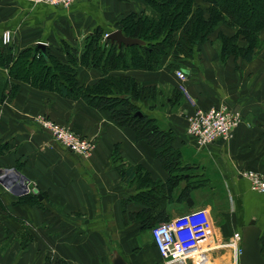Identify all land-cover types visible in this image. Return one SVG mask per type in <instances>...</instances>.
<instances>
[{
    "label": "crops",
    "instance_id": "crops-1",
    "mask_svg": "<svg viewBox=\"0 0 264 264\" xmlns=\"http://www.w3.org/2000/svg\"><path fill=\"white\" fill-rule=\"evenodd\" d=\"M145 9L141 0H81L69 8L0 0V37L12 33L8 50L14 56L45 44L50 55L61 58L63 42L80 48L94 32L104 36L119 30L123 16ZM219 34L231 37L235 31L222 25L191 57L176 60L170 54L157 71L110 73L160 92L151 109L136 104L173 134L168 149L175 154V169L164 167L147 141L117 126L108 112L9 81L8 69L0 68V82L19 87L14 97L8 88L0 101V145L5 148L0 170L9 186L0 184V264H112L113 253L127 264H162L150 226L199 209L212 222L200 244L208 264H238L242 229L251 220L261 230L264 257V196L241 176L246 170L264 173V45L252 62L232 55L222 59L215 45ZM238 45L247 43L240 38ZM178 70L185 81L176 77ZM100 77L98 70L78 68L80 85ZM212 107L238 112L241 123L230 138L199 147L187 134V119L194 108ZM42 116L90 139L94 148L86 156L69 152L42 129L36 121ZM19 176L31 189L23 196L10 190ZM174 176L180 183L170 184ZM220 187L228 198H220Z\"/></svg>",
    "mask_w": 264,
    "mask_h": 264
},
{
    "label": "trees",
    "instance_id": "trees-1",
    "mask_svg": "<svg viewBox=\"0 0 264 264\" xmlns=\"http://www.w3.org/2000/svg\"><path fill=\"white\" fill-rule=\"evenodd\" d=\"M145 2L151 14L142 12L137 18L130 15L121 22L119 29L124 36L139 39L145 44L118 49L115 44L111 45L102 40L103 35L97 31L83 42L80 55L76 48L65 45L69 47L66 57L68 63L62 65L56 60L59 63L57 64L59 67L56 68L59 70L56 93L63 98L82 100L98 112H108L117 126L128 127L135 133L137 140L147 141L156 150L161 161H164V167L174 168L175 154L168 149L173 134L160 129L157 121L147 116L136 104L139 102L151 109L156 105L160 92L155 87L139 85L129 76L111 75V71L130 69L157 71L168 53L176 60L191 57L194 48L204 43L222 25L234 29L235 34L231 37L219 34L220 44L217 48L221 58L225 59L232 55L237 59L252 62L263 46L260 34L264 30V0H145ZM176 34L178 36L175 39ZM240 38L247 43L246 47L238 45ZM0 46V68L8 69L9 81H20L42 91L47 89L51 92L54 89L51 86L57 80L53 78L54 76L48 75L50 70L48 66H44V62L46 64L54 59L48 51L46 55L41 53L38 55L27 49L14 56L8 50V46ZM40 60L44 61L43 68L38 67ZM79 67L98 70L101 74L98 82L80 85L77 79ZM8 83L0 82V101L8 94ZM10 85L13 87V83ZM15 88L16 86L13 87L14 90ZM9 95L14 97L12 91ZM174 96L179 97L176 94ZM4 149V146L0 145L1 157ZM172 181L170 179V184ZM163 221L153 223L150 229Z\"/></svg>",
    "mask_w": 264,
    "mask_h": 264
},
{
    "label": "built area",
    "instance_id": "built-area-1",
    "mask_svg": "<svg viewBox=\"0 0 264 264\" xmlns=\"http://www.w3.org/2000/svg\"><path fill=\"white\" fill-rule=\"evenodd\" d=\"M32 4H43L61 8H69L81 0H28ZM108 34L103 36L104 39ZM1 44L9 46L12 40L10 32L2 33ZM180 81L187 79L182 70L175 73ZM36 121L42 129L47 130L55 142L60 144L69 152L78 156H86L94 148L95 144L88 138L76 135L68 128L57 124L52 120L37 118ZM239 113L226 107H212L208 110L194 108L193 113L187 119V134L199 147L210 145L218 139L230 138L232 132L240 125ZM250 185V189L264 196V173L246 170L241 172ZM4 177V175H2ZM31 189L28 188V192ZM33 192L34 189L32 190ZM212 228L211 219L204 209L190 211L175 219L161 222L149 231L153 246L157 250L165 264H186L193 260L195 264H208L206 253L200 244L208 236ZM234 239L240 241V235L236 234ZM238 255L240 250H237ZM236 252V253H237Z\"/></svg>",
    "mask_w": 264,
    "mask_h": 264
},
{
    "label": "water",
    "instance_id": "water-1",
    "mask_svg": "<svg viewBox=\"0 0 264 264\" xmlns=\"http://www.w3.org/2000/svg\"><path fill=\"white\" fill-rule=\"evenodd\" d=\"M106 43L109 42L111 45L115 44L117 48L123 47L128 48L132 46H143L145 43L139 39H134L126 37L123 35L121 30H116L111 32L107 39ZM40 52L43 55L47 54L45 44H37L33 50V53ZM13 171V170H11ZM14 172V171H13ZM12 172V173H13ZM2 170H0V184L9 189L8 184L3 181ZM20 182L17 184L14 189H10L12 193L17 196H23L28 193L29 182L26 178L19 176ZM40 199V198H39ZM261 230L256 225L255 220H251L247 226L242 229L241 233V242H240V252L238 255V264H264V257L261 255V247L259 244ZM112 264H127L126 261L118 254L113 253L111 256Z\"/></svg>",
    "mask_w": 264,
    "mask_h": 264
},
{
    "label": "rangeland",
    "instance_id": "rangeland-1",
    "mask_svg": "<svg viewBox=\"0 0 264 264\" xmlns=\"http://www.w3.org/2000/svg\"><path fill=\"white\" fill-rule=\"evenodd\" d=\"M143 3H144V5L146 6V9H145V11H144V13H146V14H151V11H149L148 12V7H147V4H146V2H145V0H141ZM131 16H136V18L138 17V16H140V14H130ZM130 15H127V16H123V18H122V20H121V22L124 20V19H127V17H129ZM11 35H12V33H11ZM109 35V34H108ZM178 36V34H176L175 35V39H176V37ZM102 40H104L103 38H102ZM105 41V40H104ZM262 43V42H261ZM64 44V45H63ZM218 44H220V42L217 40V43H215V45H216V47H217V45ZM65 45H67L65 42H63L62 43V45H61V49H62V56H61V58H59V57H54V59L51 61V60H49L46 64H45V62L44 61H39V64H38V67H41V68H43V63L42 62H44V66L45 67H47L48 66V68H49V70H50V72L48 73V75H52V76H54L53 78L55 79V80H57V81H55V83L51 86L52 88H54V89H52L51 90V92H58V91H56V89H57V85H59V81H58V69H56L57 67H59L57 64H59L58 62H60V63H62V65H66L67 63H68V59L66 58L67 57V52H68V48H67V46H65ZM262 45H264V43H262ZM3 46V45H2ZM263 47V46H262ZM77 50H78V52L79 53H81L82 52V50H83V46L82 47H80V48H76ZM40 53V52H39ZM38 53V54H39ZM169 55H170V53H168ZM57 58V59H56ZM56 60H58V62L56 61ZM73 64V63H72ZM35 68H36V66H35ZM58 70V71H57ZM48 71V70H47ZM46 71V72H47ZM7 76H8V74H7ZM11 86V85H10ZM10 86H8L7 88H9L10 90H9V93H11V91H12V95L13 96H15L16 95V93L18 92V89H19V87H17L16 86V88H15V90L13 89V87H15V86H13V87H10ZM31 87H33V86H31ZM32 89H34L35 91H42V90H39L38 88H32ZM44 92H50V91H48L47 89L46 90H44ZM14 93H15V95H14ZM11 95V94H10ZM47 120H50L49 118H46ZM172 184H174L175 183V181L176 180H178V176H174V177H172ZM179 181V180H178ZM181 181V180H180ZM180 181H179V183H180ZM177 183V182H176ZM180 185V187H179V189L178 190H180L181 189V184H179ZM182 186H183V183H182ZM223 188V187H222ZM222 188L220 187V188H218V192L217 193H219V196H220V198L221 199H225V198H228V194L227 193H225V192H223V190H222ZM212 203H214V202H212ZM230 203H231V201H230ZM215 205V204H214ZM147 234H145V236H146ZM159 262H161L162 264H165V262L163 261V260H160V258H159ZM187 264V263H186Z\"/></svg>",
    "mask_w": 264,
    "mask_h": 264
}]
</instances>
